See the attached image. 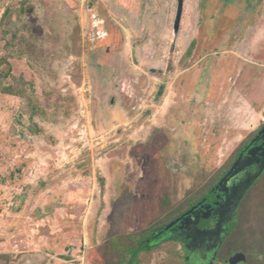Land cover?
Instances as JSON below:
<instances>
[{"label":"rangeland","instance_id":"rangeland-1","mask_svg":"<svg viewBox=\"0 0 264 264\" xmlns=\"http://www.w3.org/2000/svg\"><path fill=\"white\" fill-rule=\"evenodd\" d=\"M147 4L0 0V264H183L184 249L169 242L136 258L151 229L188 207L264 123V0L245 29L235 19L250 1L185 0L176 34L178 0L150 2L159 45L173 47L157 73L160 109L143 101L141 61L105 48L110 39L149 40ZM194 75L208 79L207 92H194ZM96 78L116 91L133 82L137 122L106 128L105 108L121 96L102 88L95 113ZM238 252L264 264V179L214 264Z\"/></svg>","mask_w":264,"mask_h":264},{"label":"flooded vegetation","instance_id":"flooded-vegetation-1","mask_svg":"<svg viewBox=\"0 0 264 264\" xmlns=\"http://www.w3.org/2000/svg\"><path fill=\"white\" fill-rule=\"evenodd\" d=\"M205 81L194 75L191 82L194 92L198 89L200 94L207 92L208 79L207 83ZM232 155L230 162L219 169L188 207L181 211L175 210L174 215L151 229L145 241L148 249L137 254V261L141 253H148L165 242L176 243L184 249L183 264H214L222 261L220 254L241 223L242 209L252 189L264 179V123L256 127ZM170 226L167 232L154 239ZM140 240L135 243L138 244ZM126 260L124 257L118 264H126ZM239 261L244 264L249 262L245 253L238 252L226 263L238 264Z\"/></svg>","mask_w":264,"mask_h":264},{"label":"crops","instance_id":"crops-1","mask_svg":"<svg viewBox=\"0 0 264 264\" xmlns=\"http://www.w3.org/2000/svg\"><path fill=\"white\" fill-rule=\"evenodd\" d=\"M116 1H119V0H116ZM156 1L157 0H146V2H148L147 4L148 10L146 11L147 13L146 15H147V18L150 19V23L147 26V30H146L147 34L149 35V40L147 42H145L142 45H136L134 44L133 38L132 37L130 38L127 36L125 40L120 43L114 42L113 39H110V41L105 44V48L107 47V50L109 51L119 50V53L121 55H124L127 58L136 57L137 59L141 61V66H142L141 70L144 73L143 74L138 73L136 74V76H137V83H138L139 89H142V91L144 90L147 93V95L144 96L143 101L144 99H146L147 103L150 104V107H153V108L156 107L157 109H160L161 107L157 105L156 103L158 100L157 98L160 97L162 94L159 91V88H162L161 90H163L165 88L163 86L165 85V82H163V80L159 76H157V73L161 74L162 71H164V68L168 65L166 61L168 62L171 61L172 56L168 57L167 59L165 56L172 55L171 52H172L173 47L171 49L170 48L167 49L166 47L163 46V44L159 45V40H158L159 31L153 20L154 17L159 15V13L157 11L158 10L157 4H156L155 9H153L152 5L150 4V2H156ZM248 1H250V3L252 2L251 5H254V8L252 10H249L248 9L249 6H247L246 4L247 0H242V3L244 2V4L248 8L246 9L247 11L244 12L243 19L241 21H237L239 26L237 25L236 29L238 28L245 29L247 26H249L247 24L251 23V18H250V15H252L251 11L253 13V10H255L256 2L260 0H248ZM245 5H243V7H246ZM227 17L229 19L230 16L228 15ZM231 26L232 25L224 29L225 31H227L228 35L233 33V26L232 27ZM218 34L219 33H217V35ZM217 35L213 36L215 37L214 39L218 38ZM106 36H109L108 33H106ZM164 37L166 36L164 34H161L160 39L163 40ZM225 37H226L225 40L223 37L221 38L220 40L221 45L229 44V41H230L229 36L226 35ZM173 41L174 39H172V46H175ZM109 57H110V54H109ZM159 57H161V59ZM147 70L152 71V75L145 72ZM163 75L167 76L166 74H163ZM110 78L113 79V77H110ZM91 81L93 84L92 88L94 90L93 91L94 94L92 96V103H93V111L95 113L99 112L100 110L99 107L101 105H99V103L101 100H99V95H100L99 91L100 90L103 91L102 88H104V91L107 92L109 96L108 99H110V97L113 96V94H117L121 96L118 103L113 100L112 103L110 102L109 106L105 108V112L107 113L108 120H109L106 125V128H108L109 131L122 128L125 126H130L131 124L137 122L138 117L136 115L140 113L139 111L140 107H139V104H137L136 100L132 99L134 98L135 93L138 91L136 90L134 84H132L133 82L130 83L132 85L127 84L128 81H126L127 82L126 85L120 84L118 91H116L115 90L116 87L113 84L109 86H103V85L101 86L99 84V81H104L101 78L92 79ZM125 94H127L128 97H130V99H128L129 101L128 103H124L123 101L124 99L128 98L127 95ZM132 100H134V102ZM163 103H164L163 105H166V99ZM100 119H102V117H100Z\"/></svg>","mask_w":264,"mask_h":264},{"label":"water","instance_id":"water-1","mask_svg":"<svg viewBox=\"0 0 264 264\" xmlns=\"http://www.w3.org/2000/svg\"><path fill=\"white\" fill-rule=\"evenodd\" d=\"M184 2H185V0H178L177 17H176V21H175V25H174L175 34L178 33V31L180 29V24H181L183 12H184ZM173 225H175V224H173ZM172 226L166 228L163 232H161L158 235H156L154 237V239L158 238L159 236H161L162 234H164L165 232H167L168 229H170Z\"/></svg>","mask_w":264,"mask_h":264},{"label":"trees","instance_id":"trees-1","mask_svg":"<svg viewBox=\"0 0 264 264\" xmlns=\"http://www.w3.org/2000/svg\"><path fill=\"white\" fill-rule=\"evenodd\" d=\"M247 2H249L248 0H247ZM246 2V3H247ZM215 18V17H214ZM214 18L212 19V17L208 20V22H207V25H208V28H209V33H212V34H214V32L215 31H213V30H215V29H213L214 28V26H213V23H214ZM233 18V20H234V17H232ZM240 20H242L241 18H237V19H235V21L237 22V21H240ZM212 29H211V28ZM212 34H210L209 36H211ZM189 53H191V48H190V50H189ZM3 92L4 93H8V94H13V93H15L14 91H13V88L12 87H5V89H3Z\"/></svg>","mask_w":264,"mask_h":264}]
</instances>
